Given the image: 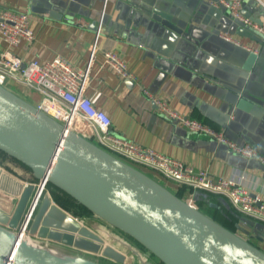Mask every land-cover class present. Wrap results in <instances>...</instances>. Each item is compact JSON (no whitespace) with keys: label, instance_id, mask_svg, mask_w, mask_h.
<instances>
[{"label":"crops","instance_id":"0c3cea01","mask_svg":"<svg viewBox=\"0 0 264 264\" xmlns=\"http://www.w3.org/2000/svg\"><path fill=\"white\" fill-rule=\"evenodd\" d=\"M210 1L0 0V10L30 15L34 40L13 48L23 62L60 56L74 68L85 69L97 42L85 95L109 118L115 135L214 178L233 179L264 202V165L259 160L264 158V41L251 27L245 26L250 35L232 33L220 7ZM242 11L245 18L264 25V8L254 0H244ZM221 33L243 46L223 40ZM107 51L122 58L129 78L106 64ZM144 90L167 99L181 115L252 145L259 156L241 157L187 131L161 115ZM18 91L37 104L35 94ZM5 174L0 168V180L11 181ZM163 185L176 194L178 186L169 181ZM181 199L191 201L192 196L186 192ZM251 242L264 252V241Z\"/></svg>","mask_w":264,"mask_h":264},{"label":"water","instance_id":"95a60500","mask_svg":"<svg viewBox=\"0 0 264 264\" xmlns=\"http://www.w3.org/2000/svg\"><path fill=\"white\" fill-rule=\"evenodd\" d=\"M220 10L232 33L252 34L224 6ZM259 26L264 25L260 22ZM0 151L29 169L36 180L22 190L11 214L13 202L0 189V229L4 233L0 234V264H66L29 246L27 237L31 236L126 262L127 256L117 248L105 246L101 251L104 240L99 234L53 204L50 194L45 193L49 185L135 240L163 264H264V252L251 242L264 241L263 223L232 211L238 219L236 231L226 228L195 203L230 209L227 200L214 201L202 192L195 193L191 201L181 199L155 178L68 131L3 86ZM92 226L94 230L102 227L100 222ZM140 262L155 264L149 259Z\"/></svg>","mask_w":264,"mask_h":264},{"label":"built area","instance_id":"2783aa9c","mask_svg":"<svg viewBox=\"0 0 264 264\" xmlns=\"http://www.w3.org/2000/svg\"><path fill=\"white\" fill-rule=\"evenodd\" d=\"M254 1L264 8V0ZM243 4L244 0L210 1L213 7L224 6L233 19L251 27L264 41V26L260 27L243 16ZM100 28L101 26L98 28L97 38ZM220 37L227 42L243 46L228 33H221ZM34 38L28 13L0 10V86L14 92L22 88L38 95L39 101L35 106L40 111L65 125L68 131L80 134L132 166L152 170L165 180L186 187L192 197L195 193L202 192L223 198L241 215L264 224V202L253 196L239 182L233 179L214 178L207 171L196 170L190 165L112 132L109 118L95 108L85 95L91 79L97 42L90 50L87 67L76 69L60 56L47 62L39 60L23 62L14 53L13 48L22 42H32ZM104 56L106 64L112 70L124 79L130 77L127 65L119 55L107 51ZM143 93L156 104L161 115L180 124L187 131L208 137L241 157L259 156L252 145L232 140L227 137L224 130L181 115L170 107L167 99L153 96L146 90ZM259 160L264 165V158L259 157Z\"/></svg>","mask_w":264,"mask_h":264},{"label":"rangeland","instance_id":"374dc122","mask_svg":"<svg viewBox=\"0 0 264 264\" xmlns=\"http://www.w3.org/2000/svg\"><path fill=\"white\" fill-rule=\"evenodd\" d=\"M15 93L23 97L20 91L15 90ZM35 96H37L36 103H38L39 96L38 95H35ZM15 162H16L15 160L5 155L4 153L0 152V168L6 173L5 175L7 177L12 178L11 181L6 180L5 177H3V179L0 180V189H2L3 193H5L6 196H8V200L13 202L12 203L13 205L9 206L10 214L14 212L22 190L27 185L36 183V180L34 179L32 172L29 169L25 168L24 166L19 165V163H15ZM15 164H18L21 167H17ZM18 168H20L19 172H17ZM45 193L50 194L53 204L59 207L62 211L67 213L73 219H76L79 222H81L84 226L89 227L91 230L95 231L97 234H99L103 238L104 244H103V248L101 251H103L105 246H111V247L117 248L118 250L122 251V253H124L127 256V260L124 263H120L112 259H109L107 257H103L101 254L93 255V254L78 250L74 247L64 246L57 242H53L50 240H43V239H39L33 236L27 237L30 242L34 244L47 243V245L49 244V245L61 248L65 250L66 252L76 257H79V259L81 258L82 260L87 261L89 264H141L140 259L142 260L149 259L155 262V264H163L161 262L156 261L154 259L153 254H151L148 250H146L143 246H141L135 240H133L129 236L123 234L122 232L118 231L117 229L108 225L106 222L99 219L88 208L79 204L76 200H74L72 197L67 195L65 192H63L59 188L49 185L46 188ZM13 197L14 199H12ZM195 206L200 211H202L204 214L213 218L215 221L221 223L228 229L232 231H236L234 230L233 223H230L226 218H224V216L221 213L215 212L208 205L195 203ZM94 222H100L102 227L97 228V230H94L93 228L94 226H92L94 225ZM109 235H112V236L114 235L115 239L114 237L109 236ZM127 245L130 247L128 248ZM132 250L137 251V253H139L141 256L140 255H139L140 257L137 256Z\"/></svg>","mask_w":264,"mask_h":264},{"label":"trees","instance_id":"16d2710c","mask_svg":"<svg viewBox=\"0 0 264 264\" xmlns=\"http://www.w3.org/2000/svg\"><path fill=\"white\" fill-rule=\"evenodd\" d=\"M1 152V151H0ZM1 153H3V152H1ZM140 170H142L143 172H145V173H147L148 175H150L151 177H153V178H155L156 180H158L160 183H166V181L167 180H165L164 178H162L159 174H157L156 172H154V171H152V170H149V169H146V168H142V167H138ZM170 182V181H169ZM171 183H173V182H171ZM173 184H175V183H173ZM176 186H178V188L177 189H175V192H176V194L179 196V197H183L184 196V194L186 193V192H190L186 187H182V186H179V185H177V184H175ZM213 199H214V201H216V200H218V199H220L219 197H217V196H211ZM197 203H200V204H206L205 202H196V204ZM206 205H208V204H206ZM209 206V205H208ZM210 207V206H209ZM212 210H214L215 212H219V213H221L223 216H224V218H226L230 223H233L234 224V230H236V223L238 222V219L236 218V216L235 215H233L232 214V211H235L233 208H232V206H231V208L230 209H227L225 206H222V208L221 209H215V208H212V207H210ZM235 212H237V211H235ZM238 213V212H237ZM238 214H240V213H238ZM241 215V214H240Z\"/></svg>","mask_w":264,"mask_h":264},{"label":"bare ground","instance_id":"6f19581e","mask_svg":"<svg viewBox=\"0 0 264 264\" xmlns=\"http://www.w3.org/2000/svg\"><path fill=\"white\" fill-rule=\"evenodd\" d=\"M0 234L2 235L4 234L2 229H0ZM109 236H112V235H109ZM112 237H114L115 239L114 235ZM28 245L42 252H45L49 254L50 256L56 258L57 260L62 261L63 263H66V264H88L82 259H79V257H76L61 248H58V247H55L49 244L47 245V243L34 244L28 240ZM134 253H137V251H134Z\"/></svg>","mask_w":264,"mask_h":264}]
</instances>
